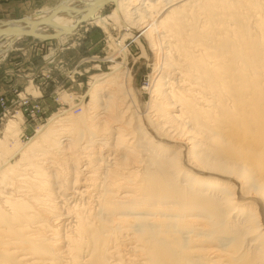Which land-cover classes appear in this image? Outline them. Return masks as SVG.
<instances>
[{
    "label": "bare ground",
    "instance_id": "bare-ground-1",
    "mask_svg": "<svg viewBox=\"0 0 264 264\" xmlns=\"http://www.w3.org/2000/svg\"><path fill=\"white\" fill-rule=\"evenodd\" d=\"M134 1L58 0L0 22V37L43 38L81 16L127 30L125 13L151 8L168 74L143 115L150 131L132 119L120 63L90 83L88 111L13 149L19 112L8 119L0 148L19 158L0 160V264H264V0Z\"/></svg>",
    "mask_w": 264,
    "mask_h": 264
},
{
    "label": "rangeland",
    "instance_id": "rangeland-1",
    "mask_svg": "<svg viewBox=\"0 0 264 264\" xmlns=\"http://www.w3.org/2000/svg\"><path fill=\"white\" fill-rule=\"evenodd\" d=\"M57 1L44 0L24 7L17 5L9 12L0 10V22H13L25 16L34 15L39 10L52 9ZM136 1L141 2V0H135L134 2ZM178 1L183 0H171L170 3L172 5V3L175 4ZM160 2L162 7L164 6L163 8L170 4L168 2L167 4L164 0ZM138 3L135 6H138ZM77 5L82 6L83 4ZM113 7V2L105 3L98 9L97 15L105 16L111 12ZM162 7H160L161 10ZM142 8L141 10L144 9V17L140 19L134 14L127 15L125 13L126 19L133 26L130 25L131 27L127 30L122 29L111 20H108L109 24L106 26L92 25L88 24L87 21H83L71 29L69 33L59 36L54 35L53 29L48 28L52 35L43 38L32 37L28 34H21L18 37L8 39L0 37V116L4 109L1 105V99L5 101V106H7L9 112L7 119L0 125V138H2L3 129L8 119L14 113L18 111L21 119L18 133L12 140L9 139L5 145L6 148H16L15 143L17 145L25 144L35 134L37 128L47 126L49 123L52 124L57 116H64L62 112L66 110L71 111L72 115L79 114L81 110L88 111L89 109L86 106L90 96V83L94 78L111 72L118 63L123 64L130 78L124 77L120 82H122V88H129L127 89L129 90L128 96L124 99L127 103H130L131 112L133 110L131 113L132 115L134 113L132 119L136 120L137 116V120L140 121L139 124L141 123L143 129H150L148 128L149 124L145 126L148 122L143 119V115L149 112L150 109L147 106L154 99L153 88L156 79L159 80V75H168L166 73L167 69L164 67L166 60L164 58L167 55L163 52L166 49V46H164L166 38H156L155 40L152 37L156 36L158 31L155 29L156 27L153 28L156 24V22L153 24L155 14L158 12L153 13L154 10L151 12V8L147 10V7ZM192 10L188 11L189 15L194 13ZM76 15L78 13L72 15L71 19H75ZM201 15L199 17L196 15L199 20L203 18ZM142 27H151V31L146 34ZM152 28L156 31L153 32ZM125 32H129L130 36L134 37L129 36L122 39L124 53V51L116 50L115 41ZM161 34L159 32V35ZM148 35L154 40H150ZM154 43H157V45ZM162 79L164 80V78ZM167 79L174 80L172 77H165V80ZM130 96L132 101L128 100ZM102 97L105 98L106 96ZM128 115L130 114L128 113ZM52 117L54 119L50 120ZM63 138L64 136L61 137V139ZM98 141L101 140L98 139L96 142ZM8 152L1 147L0 160L6 157L12 163L18 160V153H14L9 157ZM108 157L111 156L108 155ZM99 160L103 164H99V167L102 166L100 168L107 166L108 161L105 158L104 160L99 158Z\"/></svg>",
    "mask_w": 264,
    "mask_h": 264
},
{
    "label": "crops",
    "instance_id": "crops-1",
    "mask_svg": "<svg viewBox=\"0 0 264 264\" xmlns=\"http://www.w3.org/2000/svg\"><path fill=\"white\" fill-rule=\"evenodd\" d=\"M41 1L44 0H0V10H2L3 12H9L17 5L24 7Z\"/></svg>",
    "mask_w": 264,
    "mask_h": 264
},
{
    "label": "built area",
    "instance_id": "built-area-1",
    "mask_svg": "<svg viewBox=\"0 0 264 264\" xmlns=\"http://www.w3.org/2000/svg\"><path fill=\"white\" fill-rule=\"evenodd\" d=\"M2 101H1V105L4 107V109L2 110V112H1V116H0V125H2L3 124V121L5 120V119H7V115L9 114V112H8V108H7V106H5V101L3 100V99H1Z\"/></svg>",
    "mask_w": 264,
    "mask_h": 264
},
{
    "label": "water",
    "instance_id": "water-1",
    "mask_svg": "<svg viewBox=\"0 0 264 264\" xmlns=\"http://www.w3.org/2000/svg\"><path fill=\"white\" fill-rule=\"evenodd\" d=\"M87 16H81L75 23V25L79 24L80 22L86 21ZM21 19V18H20ZM23 33V32H22ZM21 33V34H22ZM24 34V33H23Z\"/></svg>",
    "mask_w": 264,
    "mask_h": 264
}]
</instances>
